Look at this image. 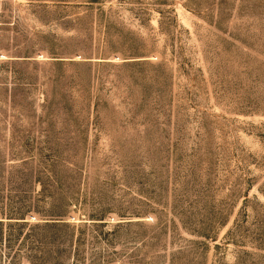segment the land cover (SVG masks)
<instances>
[{"label": "rangeland", "instance_id": "rangeland-1", "mask_svg": "<svg viewBox=\"0 0 264 264\" xmlns=\"http://www.w3.org/2000/svg\"><path fill=\"white\" fill-rule=\"evenodd\" d=\"M0 220V264H264V0H0Z\"/></svg>", "mask_w": 264, "mask_h": 264}, {"label": "trees", "instance_id": "trees-1", "mask_svg": "<svg viewBox=\"0 0 264 264\" xmlns=\"http://www.w3.org/2000/svg\"><path fill=\"white\" fill-rule=\"evenodd\" d=\"M7 211H1V213L5 214V217L8 218H15V219H23L25 218V212L27 211L26 206L24 205H17L15 206L12 203H8ZM24 206V207H23ZM0 223H2V220H0ZM23 224L27 223V221L23 220Z\"/></svg>", "mask_w": 264, "mask_h": 264}]
</instances>
